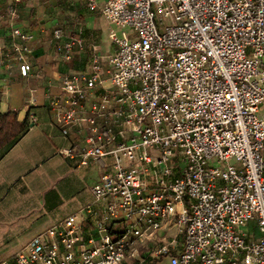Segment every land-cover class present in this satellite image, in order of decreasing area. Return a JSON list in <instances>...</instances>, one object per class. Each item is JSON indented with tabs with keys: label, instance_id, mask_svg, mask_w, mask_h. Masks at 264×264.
<instances>
[{
	"label": "built area",
	"instance_id": "1",
	"mask_svg": "<svg viewBox=\"0 0 264 264\" xmlns=\"http://www.w3.org/2000/svg\"><path fill=\"white\" fill-rule=\"evenodd\" d=\"M23 1L0 7L9 31L0 65L12 57L27 76ZM85 3L134 32H113L116 50L62 74L50 98L63 137L87 130L78 146L57 153L103 168L84 208L95 235L80 233L70 214L17 250L13 264L141 262L140 245L167 227L176 236L154 255L169 264H264V0ZM82 35L79 28L57 44L64 59ZM53 36L60 40L62 29ZM251 220L257 240L243 231Z\"/></svg>",
	"mask_w": 264,
	"mask_h": 264
},
{
	"label": "crops",
	"instance_id": "2",
	"mask_svg": "<svg viewBox=\"0 0 264 264\" xmlns=\"http://www.w3.org/2000/svg\"><path fill=\"white\" fill-rule=\"evenodd\" d=\"M8 1L0 0V7ZM19 13V26L31 34V69L22 76L12 57L0 65V111L15 112L17 119L28 125L15 143L0 152V263L7 264H13L14 253L35 235L73 213L78 215L80 233L86 238L95 235L94 217L84 208L92 201L91 187L103 168L95 164L79 166L75 159L57 153L60 148L78 146L87 130L73 127L67 138L63 137L60 126L51 119L50 98L60 92L62 74L86 69L95 54L116 50L113 32L134 37L132 30L111 25L100 13L88 9L85 0H25L19 4ZM56 28L62 29L60 40L53 36ZM79 28L83 30V45L75 46L73 56L64 59L57 44ZM8 44L9 31L1 25L0 46ZM259 110L264 113V104ZM112 225L115 230L121 227L117 222ZM166 231L170 234L163 244L176 236V230L167 227L143 244ZM243 231L249 240L260 237L254 220ZM155 249L142 254L150 257V263L169 264L167 258L154 255ZM138 263L137 259L131 262Z\"/></svg>",
	"mask_w": 264,
	"mask_h": 264
},
{
	"label": "trees",
	"instance_id": "3",
	"mask_svg": "<svg viewBox=\"0 0 264 264\" xmlns=\"http://www.w3.org/2000/svg\"><path fill=\"white\" fill-rule=\"evenodd\" d=\"M28 125L26 121H19L17 119L16 113L1 112L0 111V152L4 148L9 147L15 143L26 131ZM145 255V254H140ZM147 256L143 258L141 263L138 264H148L149 258L146 260ZM151 264H156L154 260Z\"/></svg>",
	"mask_w": 264,
	"mask_h": 264
},
{
	"label": "rangeland",
	"instance_id": "4",
	"mask_svg": "<svg viewBox=\"0 0 264 264\" xmlns=\"http://www.w3.org/2000/svg\"><path fill=\"white\" fill-rule=\"evenodd\" d=\"M170 233H168L167 231L166 232H162V234H161V236L160 235H158L154 240H153V242H150V243H148V244H141V247H140V252L142 253V252H144L146 255L148 254V252L147 251H149V249H151V248H158V247H160L163 243H164V241L166 240L167 241V239H168V235H169ZM163 237H164V239H163ZM150 252V251H149ZM143 253V254H144ZM145 255V256H146ZM160 257V256H159ZM149 259H150V257H148ZM148 258H146V260L148 259ZM133 261H135V259H133V258H127L126 259V262H128V263H130L131 264V262H133ZM126 262H125V264H126ZM122 264H124V263H122ZM148 264H151L150 262H148Z\"/></svg>",
	"mask_w": 264,
	"mask_h": 264
}]
</instances>
